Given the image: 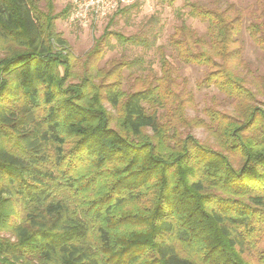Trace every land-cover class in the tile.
<instances>
[{
  "label": "trees",
  "instance_id": "1",
  "mask_svg": "<svg viewBox=\"0 0 264 264\" xmlns=\"http://www.w3.org/2000/svg\"><path fill=\"white\" fill-rule=\"evenodd\" d=\"M190 13L209 22L219 39L212 52L225 60L240 18ZM56 18L32 0H0V264H252V237L264 239V109L227 118L221 148L187 137L166 149L145 135L161 133L154 89L110 85L87 102L86 83L68 82L71 54ZM258 27L249 25L252 36ZM207 55L193 58L214 64ZM221 74L220 89L251 96ZM103 98L120 112L119 129ZM15 193L18 217L6 211Z\"/></svg>",
  "mask_w": 264,
  "mask_h": 264
},
{
  "label": "rangeland",
  "instance_id": "2",
  "mask_svg": "<svg viewBox=\"0 0 264 264\" xmlns=\"http://www.w3.org/2000/svg\"><path fill=\"white\" fill-rule=\"evenodd\" d=\"M32 1L57 17L54 31L65 40L71 54L68 82L86 83L87 102L96 92L104 97L102 90L110 85L127 94L147 88L158 93L160 102L153 101L149 107L158 113L161 133L155 138L147 130L145 135L154 142L160 138L166 149L175 145V138L187 137L212 149L221 148V131L227 118L243 121V115L253 107L264 109V0H132L124 13L116 12L87 26L70 23L67 15L62 16L70 0ZM192 6L221 14L227 21L240 18L234 41L226 42L225 60L213 54L211 44L218 45L219 39L210 38L208 21L191 15ZM251 24L259 25L254 36L248 28ZM182 26L184 29H179ZM110 33L136 35L147 39L149 47L145 43H119ZM179 41L181 46L175 43ZM55 50L60 51V47L56 45ZM203 53L214 64L204 65L193 58ZM162 56L167 58V65L161 64ZM225 71L251 96L240 98L220 89L218 82ZM101 104L111 115V125L119 129L120 112L104 98ZM19 196L13 194L6 205V211L14 217L23 206L15 199ZM254 241V249L249 248L245 257L259 264L257 257L263 254L264 239L252 237Z\"/></svg>",
  "mask_w": 264,
  "mask_h": 264
},
{
  "label": "built area",
  "instance_id": "3",
  "mask_svg": "<svg viewBox=\"0 0 264 264\" xmlns=\"http://www.w3.org/2000/svg\"><path fill=\"white\" fill-rule=\"evenodd\" d=\"M132 0H70V23L87 26L112 15L121 4Z\"/></svg>",
  "mask_w": 264,
  "mask_h": 264
}]
</instances>
